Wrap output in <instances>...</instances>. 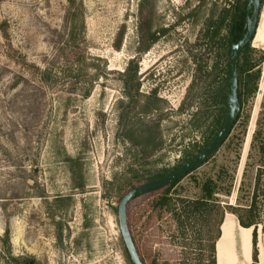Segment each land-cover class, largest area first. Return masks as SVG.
<instances>
[{"label":"rangeland","instance_id":"374dc122","mask_svg":"<svg viewBox=\"0 0 264 264\" xmlns=\"http://www.w3.org/2000/svg\"><path fill=\"white\" fill-rule=\"evenodd\" d=\"M235 5L0 0V264H131L119 202L196 157L219 132L233 48L224 19ZM240 61L257 65V91L242 88L227 141L171 193L197 199L212 180L226 212L253 204L262 226L264 0ZM162 191L127 207L140 258L210 264L219 215L207 222L181 214L178 222L154 213Z\"/></svg>","mask_w":264,"mask_h":264},{"label":"trees","instance_id":"16d2710c","mask_svg":"<svg viewBox=\"0 0 264 264\" xmlns=\"http://www.w3.org/2000/svg\"><path fill=\"white\" fill-rule=\"evenodd\" d=\"M247 0H236V5L232 8L231 11H226V16L224 21H226V28H228V43L231 46H234L237 44L242 36L246 33L247 30V20H246V13H247V7H248ZM250 49V44L246 47V49L243 51L241 57H243L247 51ZM230 67V65H229ZM257 65L251 63V61H247L245 64H242L241 61H239V68H238V74H239V101L242 105L243 100V91L242 88L246 87V90H248V93H255L257 91L258 86V79L260 72L256 70ZM229 73V72H228ZM247 77V80L245 79ZM228 97V96H227ZM224 104L227 105V108H225V116L227 115L226 112H228V104L226 102V96H224ZM224 116V122L220 125V130L222 129L226 117ZM240 118V115H239ZM238 118V120H239ZM219 130V132H220ZM218 132V133H219ZM217 133V134H218ZM215 135V137L217 136ZM259 136V132H255L254 140ZM214 137V138H215ZM213 138V140H214ZM212 140V141H213ZM201 150L200 152L204 151L208 146ZM261 173L257 175V185H259L261 181ZM182 179L176 181L171 186L164 189L159 195H157L154 200L151 202L152 209L154 213L159 212L160 214L163 213H172L174 217H176V220L179 222L181 214H186L187 218L194 220H198L200 217H211L213 213H217L219 215V221L217 224V232L216 236L212 239V243L210 246V264H216V241L220 237V227L223 222L224 216L226 215L227 208L221 205V201L218 199L219 191H218V185L212 180L206 181L202 186V196L197 199H179L172 197V189L181 181ZM230 191H227V196H229ZM255 200V198H254ZM256 206L253 204L249 206L247 209L243 208H235V210L231 211V214H234L242 227L244 228H254V247H255V253H254V264L257 263V238H258V227L260 226V221L257 219L256 214ZM245 210L247 213V216H243L240 212V210ZM128 221V217H127ZM210 220L208 219L207 222ZM128 227L130 229L129 221H128ZM262 228L264 230V224L262 225ZM130 233L132 235V239L135 242V237L133 236L131 229ZM136 245V244H135ZM127 255L128 252L126 251ZM128 258L130 260V257L128 255ZM143 261V260H142ZM130 263L132 264L131 260Z\"/></svg>","mask_w":264,"mask_h":264},{"label":"water","instance_id":"95a60500","mask_svg":"<svg viewBox=\"0 0 264 264\" xmlns=\"http://www.w3.org/2000/svg\"><path fill=\"white\" fill-rule=\"evenodd\" d=\"M263 5V0H250L247 13L246 20L248 23V27L246 33L242 36L240 41L235 44L231 51L230 56V67H229V86H228V112L226 121L214 138V140L210 143V145L198 154L196 157L183 164L179 168L170 172L169 174L162 176L156 180L151 182L144 183L140 186L133 188L131 191L126 193L119 202V219H120V228L123 235V239L125 242L126 250L130 257L132 264H144L142 259L140 258L135 243L132 239V235L130 233L127 221V207L128 205L145 195L153 194L159 191L166 189L171 186L176 181L183 179L193 171L200 168L204 165L209 159H211L223 146V144L227 141L230 136L236 122L238 121L241 104L239 101V61L243 51L246 47L251 44L253 41L256 30L258 26V19L260 16L261 7ZM253 6V13L251 12V8Z\"/></svg>","mask_w":264,"mask_h":264},{"label":"crops","instance_id":"0c3cea01","mask_svg":"<svg viewBox=\"0 0 264 264\" xmlns=\"http://www.w3.org/2000/svg\"><path fill=\"white\" fill-rule=\"evenodd\" d=\"M254 228H244L234 214L226 213L216 241V264H254ZM257 263L264 264V230L258 227Z\"/></svg>","mask_w":264,"mask_h":264}]
</instances>
